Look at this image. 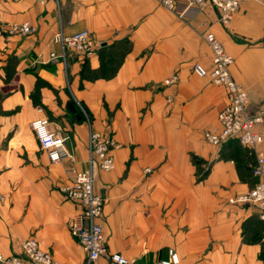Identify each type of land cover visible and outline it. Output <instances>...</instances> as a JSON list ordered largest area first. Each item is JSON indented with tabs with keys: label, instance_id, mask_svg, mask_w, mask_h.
<instances>
[{
	"label": "crops",
	"instance_id": "crops-1",
	"mask_svg": "<svg viewBox=\"0 0 264 264\" xmlns=\"http://www.w3.org/2000/svg\"><path fill=\"white\" fill-rule=\"evenodd\" d=\"M184 8L179 1L171 12L160 0H0L1 255L21 253L32 237L56 262L84 264L68 228L78 205L62 189L72 171L87 168L92 130L113 143L114 168L93 169L111 253L129 264H156L169 249L179 264H264V221L229 203L252 189L264 142L256 150L206 143L203 132L217 128L226 96L192 73L195 63L210 66L202 33L212 32L248 93V111H264V0L244 2L225 26L211 7L180 16ZM25 23L31 34L10 32ZM59 28L88 31L95 54L61 61ZM109 53L119 59L115 74L94 75ZM85 64L93 75L81 76ZM42 117L68 136L70 159L51 163L39 149L30 123Z\"/></svg>",
	"mask_w": 264,
	"mask_h": 264
},
{
	"label": "built area",
	"instance_id": "built-area-1",
	"mask_svg": "<svg viewBox=\"0 0 264 264\" xmlns=\"http://www.w3.org/2000/svg\"><path fill=\"white\" fill-rule=\"evenodd\" d=\"M21 0H4L14 3ZM45 3L58 4L59 0H39ZM184 3L183 16L190 10H201L211 7L217 17V22L222 26L227 25L234 13L248 0H160V5L174 12L177 2ZM10 32L19 35H29L32 27L25 23L12 25ZM203 41L210 49V66L204 67L199 63L192 65V73L208 79L210 83L221 87L226 96V103L217 114V128L203 132L206 143L221 148L230 141H236L241 146L256 150L264 142V111L250 113L248 111L249 96L247 91L237 83L231 73L232 58L226 53L218 38L209 31L202 33ZM53 43L60 49V58L65 61L68 55L84 59L94 55L96 44L86 30L66 35L61 28L53 37ZM54 57V55H52ZM177 82V77L165 81L166 86ZM47 118H38L30 123L39 149L46 153L51 163L62 162L70 159L72 155L66 148L68 136L60 132H52L48 129ZM112 140L107 135L96 131H89L87 138L88 160L87 168L82 171H72L70 185L62 191L65 196L77 203V212L68 224L69 233L79 244L85 255L84 264H94L97 260L105 258L110 264H129L128 260L120 253L109 251L101 225L104 199L94 190V173L96 167L101 171H111L114 168V158L111 154ZM252 175L256 183L252 189L237 195L229 200L230 204H239L254 210L258 218L264 221V156L258 154L252 168ZM178 254L169 249L167 258L156 264H179ZM0 264H60L53 256L42 251L38 242L30 237L23 241L21 253L4 256L0 254Z\"/></svg>",
	"mask_w": 264,
	"mask_h": 264
},
{
	"label": "trees",
	"instance_id": "trees-1",
	"mask_svg": "<svg viewBox=\"0 0 264 264\" xmlns=\"http://www.w3.org/2000/svg\"><path fill=\"white\" fill-rule=\"evenodd\" d=\"M126 48V47H125ZM96 52V50H95ZM95 54V53H94ZM116 57H118L117 55H114L113 53H109V54H105V61L104 59L101 61V66L98 70L97 73H94V75L96 76H103V77H111L115 74V68L117 67L118 62L115 64V67L112 69L111 65L114 63V61L116 60ZM90 58V57H89ZM89 58H84V59H89ZM119 60V59H118ZM86 73H91L89 72L88 67L86 66V64L83 66L82 70H81V76H87ZM91 75H93V73H91ZM90 75V76H91ZM88 77V76H87ZM238 143V142H237ZM239 144V143H238ZM193 161H195V159L193 158ZM256 183V182H255ZM254 183V185H255ZM253 185V186H254ZM253 188V187H252Z\"/></svg>",
	"mask_w": 264,
	"mask_h": 264
},
{
	"label": "rangeland",
	"instance_id": "rangeland-1",
	"mask_svg": "<svg viewBox=\"0 0 264 264\" xmlns=\"http://www.w3.org/2000/svg\"><path fill=\"white\" fill-rule=\"evenodd\" d=\"M61 59V58H60ZM61 61H63V60H61ZM118 62V57H116V60L114 61V63L111 65V68L113 69L114 67H115V64ZM87 74V76H90L91 75V73H86Z\"/></svg>",
	"mask_w": 264,
	"mask_h": 264
}]
</instances>
